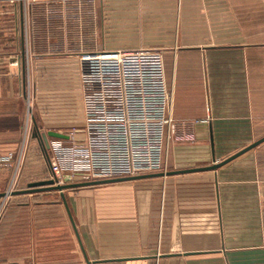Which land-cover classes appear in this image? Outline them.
I'll use <instances>...</instances> for the list:
<instances>
[{
	"label": "crops",
	"instance_id": "crops-1",
	"mask_svg": "<svg viewBox=\"0 0 264 264\" xmlns=\"http://www.w3.org/2000/svg\"><path fill=\"white\" fill-rule=\"evenodd\" d=\"M0 2V153L14 154L0 184L11 193L50 176L38 131L68 140L83 127L79 55L101 45L162 51L169 114L192 129L171 139L165 172L211 166L264 135V0L248 12L246 0ZM76 189L73 220L61 193L0 197V264H264V142L217 169Z\"/></svg>",
	"mask_w": 264,
	"mask_h": 264
},
{
	"label": "built area",
	"instance_id": "built-area-1",
	"mask_svg": "<svg viewBox=\"0 0 264 264\" xmlns=\"http://www.w3.org/2000/svg\"><path fill=\"white\" fill-rule=\"evenodd\" d=\"M79 60L83 137L74 133L68 140H50V177L64 184L167 171L165 151L171 139L191 136L192 129L169 114L162 51L89 50ZM13 160V153H0V165L12 166Z\"/></svg>",
	"mask_w": 264,
	"mask_h": 264
},
{
	"label": "water",
	"instance_id": "water-1",
	"mask_svg": "<svg viewBox=\"0 0 264 264\" xmlns=\"http://www.w3.org/2000/svg\"><path fill=\"white\" fill-rule=\"evenodd\" d=\"M36 136L42 140V143L44 144V147L46 150L50 147V140L55 138H67L68 136L61 134L55 130H49L45 133H40L39 131L36 133ZM264 142V137L260 138L259 140L249 144L248 146L244 147L243 149L239 150L232 156L226 158L225 160L221 162H217L215 159V163L211 166H205V167H198V168H191V169H184L179 171H168V172H157V173H150V174H141L137 176L132 177H123V178H116V179H103V180H94V181H88V182H74V183H67V184H56V181L53 178L31 182L28 184V187L22 190H16L11 192H1L0 197L8 196L9 194H25V193H37L42 191H50V190H59L61 192V197L63 199L64 204L68 208V212L72 218V215L70 213L67 198L64 193V190L77 188V187H83V186H92V185H99V184H108V183H114L118 181H125V180H131L136 178H147V177H158V176H164V175H172V174H178V173H186V172H194V171H202V170H211V169H217L224 164L232 161L233 159L239 157L240 155L246 153L247 151L257 147L261 143ZM212 143L214 144L213 135H212ZM74 224V222H73ZM75 226V224H74Z\"/></svg>",
	"mask_w": 264,
	"mask_h": 264
},
{
	"label": "rangeland",
	"instance_id": "rangeland-1",
	"mask_svg": "<svg viewBox=\"0 0 264 264\" xmlns=\"http://www.w3.org/2000/svg\"><path fill=\"white\" fill-rule=\"evenodd\" d=\"M74 1H76V2H78L79 3V0H74ZM226 1H228V0H226ZM7 2H8V6H9V9L11 8V10L12 9H14V5L15 4H18V2H19V0H7ZM250 0H246V2H245V6H246V12H248V11H251V9L252 10H254V6L252 5V3H251V6H250ZM0 5H1V2H0ZM13 5V6H12ZM93 9V8H92ZM234 10H235V12H237V9H235V8H233ZM258 9V8H257ZM262 9H263V13H264V2L262 3ZM229 10H230V6H229V4H228V2H226V14H229ZM89 13H93L92 11H90ZM242 13V12H241ZM90 15H88V18H90L89 17ZM93 18V17H92ZM107 20H108V22H107ZM104 22H103V35H104V37L102 38V40L104 41V44H105V42L107 41V42H111V37H110V28H111V23L109 22L110 21V19H106V20H103ZM94 22V21H93ZM87 25H88V30H87V33L89 34V36H93L94 35V30H92V24H89V23H87ZM89 25H90V27H89ZM94 38H91V39H89L90 41H92ZM101 39V38H100ZM101 40V41H102ZM140 48H146V47H138V48H125V50H136V49H140ZM93 50H102V49H112V50H115V49H120V48H114V47H112V46H105V45H101V46H98L97 48H92ZM32 101H34V104H35V100L34 99H32ZM32 108H33V105H32ZM28 113H29V110H28ZM75 131V135H76V138H82L81 137V134H83L82 133V128L80 127V128H76V130H74ZM262 137H264V135H262V134H252V135H246L245 137H244V140H245V142H243V144L242 143H240V145H249V144H251V143H253V142H255V141H257V140H259L260 138H262ZM169 148V147H168ZM170 149V148H169ZM170 151V150H169ZM168 154H169V152H168ZM14 161V160H13ZM2 165H0V167H1ZM2 168H8V167H6V166H2ZM148 174H150V173H148ZM49 178H51L50 176L48 177V178H46V179H49ZM67 183H74V182H65L64 184H67ZM56 184H60V183H57L56 182ZM21 186H23V187H26V184H21ZM102 186H104V185H100V186H93V189L94 188H98V187H102ZM107 186V185H106ZM16 187V186H15ZM15 187H14V190H15ZM0 188L2 189V190H5V191H7V192H11L12 190H13V188H9L8 190H7V187L5 186V184L3 183V184H0ZM27 188V187H26ZM79 191V189H76V188H72V189H67V190H64V193H65V195L67 196V199H68V201H70L69 199V196H68V194L69 193H71V192H78ZM44 192H51L50 194L52 195V196H49V199H54V200H59V201H62V199H61V197H59V193H61L59 190H50V191H44ZM27 196H29V195H27ZM32 198V197H31ZM24 200L25 201H31L32 203H34L35 201H38V200H36V199H30L29 197H26V198H24ZM109 201H104V204L105 205H107L108 204V206H109ZM88 205H90V204H88ZM0 207H4V204H1L0 205ZM70 207H71V205H70Z\"/></svg>",
	"mask_w": 264,
	"mask_h": 264
}]
</instances>
